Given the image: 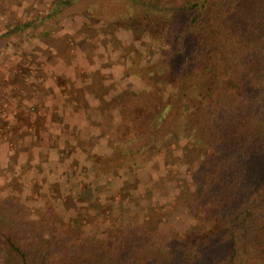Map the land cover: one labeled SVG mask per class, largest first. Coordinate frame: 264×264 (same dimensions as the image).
<instances>
[{
  "label": "trees",
  "instance_id": "16d2710c",
  "mask_svg": "<svg viewBox=\"0 0 264 264\" xmlns=\"http://www.w3.org/2000/svg\"><path fill=\"white\" fill-rule=\"evenodd\" d=\"M54 1L55 13L82 0ZM85 9L158 45L127 67L143 84L125 93L119 123L104 102L114 147L95 168L123 180L79 183L64 198L62 184L57 197L37 185L50 197L44 205L4 193L0 264H264V0H105ZM172 147L185 152L168 154ZM176 213L195 222L165 236L164 216Z\"/></svg>",
  "mask_w": 264,
  "mask_h": 264
},
{
  "label": "rangeland",
  "instance_id": "374dc122",
  "mask_svg": "<svg viewBox=\"0 0 264 264\" xmlns=\"http://www.w3.org/2000/svg\"><path fill=\"white\" fill-rule=\"evenodd\" d=\"M100 1L62 4L54 13V0H0V197L14 192L44 205L57 197L58 184L63 198L79 183L120 186L123 179L95 168L114 147L104 102L115 104L119 123L125 93L143 84L127 67L132 59L140 64L144 48L153 58L158 45H144L149 38L140 31L88 16L85 8ZM184 152L172 147L168 154ZM37 185L48 199L39 197ZM101 192L108 196L107 187ZM164 217L162 234L171 237L195 222L187 214ZM106 226L91 222L93 229Z\"/></svg>",
  "mask_w": 264,
  "mask_h": 264
}]
</instances>
